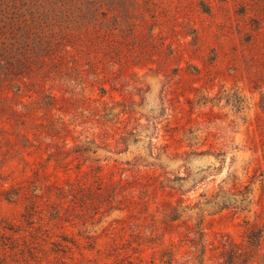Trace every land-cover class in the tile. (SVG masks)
Returning a JSON list of instances; mask_svg holds the SVG:
<instances>
[{"label": "rangeland", "instance_id": "rangeland-1", "mask_svg": "<svg viewBox=\"0 0 264 264\" xmlns=\"http://www.w3.org/2000/svg\"><path fill=\"white\" fill-rule=\"evenodd\" d=\"M0 56V264H264V0H0Z\"/></svg>", "mask_w": 264, "mask_h": 264}, {"label": "trees", "instance_id": "trees-1", "mask_svg": "<svg viewBox=\"0 0 264 264\" xmlns=\"http://www.w3.org/2000/svg\"><path fill=\"white\" fill-rule=\"evenodd\" d=\"M1 57V56H0ZM16 65L15 63L6 62L4 66L2 64V60L0 59V79L3 76L10 75L14 73ZM5 70L6 72H2ZM214 155V156H213ZM179 155H168L169 159H174ZM213 156L215 160L218 162V157L222 156L221 153H213L210 151H202L199 153H186L182 156L183 167H186L187 172L184 175H174L172 177H167L165 181V188H168L171 192H175V194H179L180 198L178 199L179 202H182V196L189 194L195 191L199 185L205 182V178L208 174L209 170L212 171H219L220 167L215 168L212 166H208L205 169L198 168L197 171L193 172L190 165L191 161L195 157H210ZM222 161V160H221ZM221 161H219L221 163ZM225 181L223 180L221 185L219 184V188L216 194L206 198L205 194H200L201 198L205 199L203 205L209 208L210 211L213 212H222L223 210L232 209L235 211H246L252 203V192L248 186L243 188L236 187L235 184L228 190H225L222 184ZM201 234V233H199ZM247 244L252 248V250H258L261 248L262 242V234L261 231L257 229L250 230L249 234L247 235ZM249 260L243 261V264H247Z\"/></svg>", "mask_w": 264, "mask_h": 264}]
</instances>
